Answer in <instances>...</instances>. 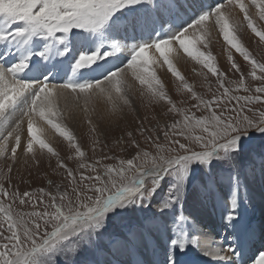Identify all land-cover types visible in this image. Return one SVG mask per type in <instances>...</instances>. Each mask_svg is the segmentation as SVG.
<instances>
[{"label":"snow or ice","instance_id":"obj_1","mask_svg":"<svg viewBox=\"0 0 264 264\" xmlns=\"http://www.w3.org/2000/svg\"><path fill=\"white\" fill-rule=\"evenodd\" d=\"M257 21L264 0H0V264H264V63L237 36L246 23L264 42ZM212 30L238 79L217 65ZM181 52L216 78L211 96L181 73ZM141 106L162 110L151 127ZM131 113L101 146L104 125ZM25 175L45 183L21 191Z\"/></svg>","mask_w":264,"mask_h":264},{"label":"rangeland","instance_id":"obj_2","mask_svg":"<svg viewBox=\"0 0 264 264\" xmlns=\"http://www.w3.org/2000/svg\"><path fill=\"white\" fill-rule=\"evenodd\" d=\"M206 3L212 4L214 3V0H206ZM238 19H242V14H240ZM261 28L264 29V22H261ZM253 35L254 37H250V35ZM238 39L240 43L242 44L243 47H245L251 54L252 56L257 59L259 62L264 63V42H261L258 37L255 36L251 32L250 29L246 27V23L241 26L240 30L237 33ZM209 48L211 49L213 55L217 57V65L219 68L226 72L228 74V80H236L239 78V74L235 73L233 69L230 67V62L227 59V54L229 51V47L226 45V43L223 41L222 35L218 34L216 30L211 31V36H210V41H209ZM203 50V49H202ZM233 59L237 64L240 65L242 71L245 73L246 80L245 82L250 84L251 86L255 87L258 82L252 81L247 78V72H248V62L243 59V57L236 52L235 49H231ZM183 53V52H182ZM183 55H186L183 53ZM187 56V55H186ZM179 59V58H177ZM191 60V63H187L184 67L181 73L185 76L187 81L190 84H194L196 87V90L201 92L202 94H205L206 96H211V92H208V84H211L212 90H216V78L212 76L210 73L208 75V80H205L202 76L198 75L199 72L204 71L207 72V69H203L201 65L197 64L196 61ZM166 68V67H165ZM158 75L161 76L163 81L165 82L166 86L169 89H174L175 86L177 85V81L175 78L172 77L171 73L165 70V73H160L158 72ZM197 75V76H196ZM159 115H162V110L159 108H156L153 110L152 108H146L141 106L140 108V115L147 116L149 119L145 120L146 126L151 127L153 124L156 123V119L159 118ZM135 113H131L126 120H122L119 124V126L113 125L111 127L105 128L106 131H102L100 135V140H101V146L106 142L109 145L113 144V141L115 140L116 137L120 136L122 134L121 129L124 127L128 126H134L132 124V118L135 116ZM156 118V119H154ZM167 118V117H166ZM169 122H171L169 120ZM84 128L87 130V126H84ZM81 133V132H80ZM78 134L77 137L78 139L80 138H86L88 136V130L85 132H82V134ZM58 141L55 142H50L53 147L57 148L58 151H60L61 156L65 155L66 152V141H64L62 138L57 139ZM87 148V144L85 145ZM115 153L118 155H123V153L119 152L118 148L114 149ZM104 153H108V148H104ZM102 153L100 152V149L97 148L95 152H89V156L91 159H99L101 157ZM112 161H104V163H111ZM54 163V161H53ZM3 162L2 158H0V167H3ZM69 166H72V162H69ZM19 169L23 172L25 169L24 165H18ZM50 171V170H49ZM16 175L15 171L13 173ZM35 175V174H34ZM42 176V174H41ZM26 180L31 179L32 183L31 184H20V190H32V189H37L45 183L43 179L41 178H33V177H28L25 175L24 177ZM16 180L19 181V176H16ZM256 209H255V214L257 218L260 215V197L258 195V198H256ZM192 259H196L197 261H202L205 256L200 255L199 253H193L191 254ZM208 261L211 262L210 257H206Z\"/></svg>","mask_w":264,"mask_h":264},{"label":"bare ground","instance_id":"obj_3","mask_svg":"<svg viewBox=\"0 0 264 264\" xmlns=\"http://www.w3.org/2000/svg\"><path fill=\"white\" fill-rule=\"evenodd\" d=\"M245 2L247 3L248 2V0H245ZM251 11L254 13L255 12V10L254 9H251ZM257 23H258V26L259 27H261V22H259V21H257ZM250 37H254L252 34L250 35ZM0 51H3V47H0ZM170 55H174V54H170ZM177 58H179V59H177ZM176 59H175V63H176V65H177V67L180 69V71H182L183 70V67L189 62V63H191V60H190V57H187L186 55H183V53L181 52V54H180V56L179 57H177ZM9 59H11V57H9ZM33 59H35V57L33 58ZM166 67V66H165ZM158 68L157 69V73L158 72H160V73H165V70H166V68ZM197 76V75H196ZM53 83H55L56 81H52ZM102 107V106H101ZM72 124H73V130H74V132L78 135L80 132V134H82V132H85V131H87L85 128H84V126H86V124L83 122V119H82V114L81 113H79V112H77L76 113V120H74L73 122H72ZM108 126H107V124H105L104 125V128H107ZM46 135H47V139H48V141L49 142H55V141H58L57 139H61L62 137H60L59 136V134L56 132V130L55 129H52L51 127H49L48 128V130H47V133H46ZM63 139V138H62ZM20 166L21 165H23V163L21 162L20 164H19ZM256 198H258V194H257V197ZM203 259H205L204 261H202V262H198V263H195L194 262V260H187L188 261V264H211V262L210 261H208L207 260V258L206 257H204Z\"/></svg>","mask_w":264,"mask_h":264}]
</instances>
